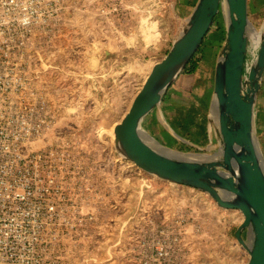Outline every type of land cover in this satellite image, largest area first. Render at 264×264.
Instances as JSON below:
<instances>
[{
  "label": "rangeland",
  "instance_id": "obj_1",
  "mask_svg": "<svg viewBox=\"0 0 264 264\" xmlns=\"http://www.w3.org/2000/svg\"><path fill=\"white\" fill-rule=\"evenodd\" d=\"M249 9L251 27L260 33L264 0H250ZM57 13L56 35L38 41L42 82L58 112L54 135L72 140L74 154L83 157L104 198L90 199L92 206H98L93 212L101 223L91 225L80 233V239L68 244L71 255L67 262L124 264L123 251L143 214H137L131 205L154 202L156 184L162 181L145 174L118 153L114 127L129 111L153 67L165 58L185 21L177 18L175 0H58ZM222 36V18L218 14L202 50L195 56L202 66L220 53ZM256 53L248 46V65ZM200 76L180 77L179 84L190 94L178 101L176 109L187 126L193 124L196 130H206L210 127V106L199 105L205 74ZM173 129L177 130L175 126ZM142 130L149 144L162 147L157 142L158 134L156 140L146 126ZM201 194L203 202L216 204L207 193ZM234 214L240 219L235 218L234 225L228 226L218 242H188L186 264L244 263L242 258L232 261L238 258V252L244 257L247 254L235 237L243 216L240 212ZM119 236L125 243L120 254L110 260L116 251L114 239ZM6 253V244L0 241V264H4ZM95 256L100 258L97 263L91 259Z\"/></svg>",
  "mask_w": 264,
  "mask_h": 264
},
{
  "label": "built area",
  "instance_id": "obj_2",
  "mask_svg": "<svg viewBox=\"0 0 264 264\" xmlns=\"http://www.w3.org/2000/svg\"><path fill=\"white\" fill-rule=\"evenodd\" d=\"M57 1L0 0L4 264H69L68 244L80 239V233L91 225L101 223L93 212L98 206L90 202L92 197L104 199L99 182L93 180L83 157L74 154L72 140L55 137L58 112L42 82L38 41L57 33ZM185 225L178 217L164 223L142 218L129 236L123 263L186 264ZM114 240L116 251L110 260L125 243L120 236ZM91 259L97 263L100 258Z\"/></svg>",
  "mask_w": 264,
  "mask_h": 264
},
{
  "label": "water",
  "instance_id": "obj_3",
  "mask_svg": "<svg viewBox=\"0 0 264 264\" xmlns=\"http://www.w3.org/2000/svg\"><path fill=\"white\" fill-rule=\"evenodd\" d=\"M249 0H198L165 58L157 63L129 111L114 127L118 153L145 174L207 193L223 210L244 220L235 232L250 258L264 264V159L254 134V108L264 78V26L250 65ZM227 8V34L218 54L209 125L219 142L214 155L157 149L143 135V121L158 108L200 49L214 18ZM247 232L246 238L243 232Z\"/></svg>",
  "mask_w": 264,
  "mask_h": 264
},
{
  "label": "crops",
  "instance_id": "obj_4",
  "mask_svg": "<svg viewBox=\"0 0 264 264\" xmlns=\"http://www.w3.org/2000/svg\"><path fill=\"white\" fill-rule=\"evenodd\" d=\"M197 2L198 0H175L177 18L186 22ZM248 6L250 7V0L248 1ZM219 14L222 18L223 36L221 45L223 47L227 34V15H225L222 10ZM204 41L202 46L204 45ZM217 58L218 55H216L211 62H207V66H202V63L199 62V68L197 72L193 74L194 77H197L196 79H200V73L205 74L203 82L204 89L199 102L200 106H210L213 101ZM202 68L203 72L201 71ZM183 75L187 74L182 73L179 76L174 85L168 89L166 95L163 97L161 105L144 119L143 125L146 126L147 131L154 137H156V134L160 136V139L157 140L158 138L156 137V140L160 142L158 143L161 144V146L171 149L174 152L190 154L203 153L207 155H209L208 153L215 154L218 152L219 142L213 128L211 127L210 129V127L208 128L207 126L206 130H203L201 127H198L196 130L193 124L187 126L182 115L176 109L178 101L180 99H186L189 93L187 89L179 84V79ZM173 126H175L177 130L173 129ZM201 130L204 134H201ZM254 134L264 159V78L254 108ZM173 144L175 147H172ZM190 148H193L194 151ZM200 151L205 152L201 153ZM168 183L164 181L157 182L155 188L157 194L154 202L146 204L133 203L131 206L135 208L137 214L140 211L143 212L141 215L142 218H155L161 223L171 221L176 217L183 218L186 221L187 244L188 242H196V240L201 242V244L204 242L214 244L218 242L220 237H224L223 233H227L228 226L233 224V221L236 220L235 218H239L234 214V212L239 211L226 210L231 213H223L217 204L203 202L201 191L195 188ZM243 220L244 217H242V221L238 224L237 229L242 224ZM197 229L199 231H196ZM246 236L247 232L244 231L243 237L246 238ZM238 253V258L232 261L234 262V260H240L242 258L245 260L243 264H247L250 258L249 254L247 253L244 257L240 252Z\"/></svg>",
  "mask_w": 264,
  "mask_h": 264
},
{
  "label": "bare ground",
  "instance_id": "obj_5",
  "mask_svg": "<svg viewBox=\"0 0 264 264\" xmlns=\"http://www.w3.org/2000/svg\"><path fill=\"white\" fill-rule=\"evenodd\" d=\"M223 11L225 13V15L227 14V8L225 5H223ZM153 34V33H152ZM248 36H249V47H252V49H255L258 47V45L260 44L261 42V32H257L255 31L251 25L249 26V29H248ZM145 136V135H144ZM154 140V139H153ZM156 141V140H155ZM154 141V142H155ZM158 142V141H157ZM159 146V145H158ZM160 148V147H159ZM158 148V149H159Z\"/></svg>",
  "mask_w": 264,
  "mask_h": 264
},
{
  "label": "trees",
  "instance_id": "obj_6",
  "mask_svg": "<svg viewBox=\"0 0 264 264\" xmlns=\"http://www.w3.org/2000/svg\"><path fill=\"white\" fill-rule=\"evenodd\" d=\"M202 47V45H201ZM198 50L197 53H199L202 49ZM196 53V54H197ZM196 54L194 55V57L191 59V61L189 62V64L186 66V68L184 69L183 73H186V74H195L199 68V62L198 60L195 58Z\"/></svg>",
  "mask_w": 264,
  "mask_h": 264
}]
</instances>
